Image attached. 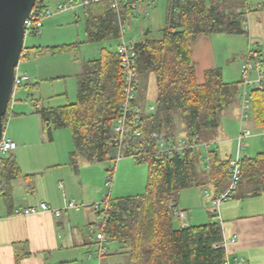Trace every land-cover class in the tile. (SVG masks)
<instances>
[{
	"label": "trees",
	"instance_id": "trees-1",
	"mask_svg": "<svg viewBox=\"0 0 264 264\" xmlns=\"http://www.w3.org/2000/svg\"><path fill=\"white\" fill-rule=\"evenodd\" d=\"M76 1L85 6L89 43L122 39L136 3L135 0H119L118 7L114 8L113 0ZM45 2L38 0L36 8L44 9ZM261 9L264 10V4ZM245 23L246 12L239 10L236 3L168 0L167 21L160 31L161 37L136 43L138 103L145 105L149 82L154 77L155 111L141 116L137 129L142 135L128 138L125 157L142 151L145 155L136 163L148 165V179L145 193L112 201L106 227L107 236L123 249L132 264H222L226 257L222 222L213 220L175 227L174 218L183 190L210 188L215 197L225 192L232 155L213 146L209 161L203 163L202 154L191 148L161 158H156L154 153L160 142L181 137L189 144L194 141L215 143L222 115L238 103L240 82H224L222 69L213 68L205 71L200 83L192 45L201 34L207 37L242 35ZM71 46L77 47V44ZM71 46L48 47L47 50L56 52ZM77 81L75 103L37 109L50 139L53 129H70L73 142L70 164L75 170H78L80 157L96 163L116 161L117 144L112 128L124 98L117 50L103 49L98 59L84 61ZM263 95L264 91L252 93L254 124L264 131ZM3 163L0 175L6 184L3 196L10 202V183L22 175L14 156L4 159ZM261 195H264V151L243 157L242 180L232 198ZM209 215L216 217L213 212ZM22 251L25 254L17 256V264L29 255L24 248Z\"/></svg>",
	"mask_w": 264,
	"mask_h": 264
},
{
	"label": "rangeland",
	"instance_id": "rangeland-1",
	"mask_svg": "<svg viewBox=\"0 0 264 264\" xmlns=\"http://www.w3.org/2000/svg\"><path fill=\"white\" fill-rule=\"evenodd\" d=\"M61 1L64 0H46V9L52 10L53 15L42 20L43 26L37 34L28 33L26 35L25 47L28 55L26 57L22 55L18 66V74L27 76L29 82L15 88L8 115L4 119V134L17 143V149L11 153L0 154V157L4 159L15 155L23 174L33 170L44 171L43 174L37 176L44 188L49 181L56 178V190L53 187L51 190L53 195L62 194L70 187L66 176L68 172L74 173L69 154L73 150L72 135L68 128L53 129V140H51L40 115L37 113V109L58 108L75 103L78 94L76 75L81 72L82 63L98 59L103 49L116 52L121 42L120 39L89 43L85 32L83 9L79 7L76 8V12L73 11L74 8L54 13L57 3ZM229 1L238 4L239 10L246 12V23L243 27L245 33L242 35L214 34L209 38H212L215 54L223 67L224 82L235 83L241 81L243 65L240 60L241 53L248 50V46H250L249 48H255L258 44L264 45V10L261 9L264 0ZM167 3L168 0H156L155 7L140 5L138 11H134L124 27L126 40L132 39L135 43H138L145 38H160V31L165 27L167 21ZM75 13L78 14L79 19L75 17ZM74 44H77V47L71 46ZM64 46L71 47L56 52L47 50L48 47ZM38 47H40V50L37 52L36 48ZM240 90L239 87V92ZM146 97L145 106L149 109L154 106L156 99L154 77H151ZM237 113L234 116H237ZM229 116L228 113H225L221 117V127L216 145L220 152H227L234 158L237 153L236 137L240 122L236 120L237 118H230ZM253 118L254 103L249 120V128L253 136L246 141V148L242 151V157L255 156L257 153L264 151L262 136L264 131L255 126ZM66 162L67 164H65ZM78 164L80 169V177L78 178L82 179L87 195V200H85L87 203L81 204L82 202H78V204L81 205V208L83 206V208H94L96 214L91 218L93 223L90 225L85 221L81 222L84 232L92 238L93 246L90 251L94 254V257H90V253L83 246V251L76 255V262L79 264H101L102 260L112 255L117 244L111 242L108 246L109 255L102 258V260L98 258L96 232L104 221V214H99L98 209H101V211L104 209L102 203L106 198L114 201L118 198L145 193L148 165L146 163H136L134 157L131 156H123L116 163L115 161L88 162L80 157ZM111 168L115 169L113 185L108 188L106 186L107 177L109 176L107 170ZM59 188L63 190L61 191ZM206 190L211 191L212 189ZM197 191H199L197 188H191L180 193L178 211L184 210L189 214V206L192 205L194 198L192 192ZM81 193H84V191H81ZM205 203V200H203V204ZM201 210L205 215V222L208 223L213 220L220 222L219 217H212L203 209ZM179 225L178 218L175 216L174 226L179 227ZM73 255L71 258L74 257ZM127 258L130 260L128 255Z\"/></svg>",
	"mask_w": 264,
	"mask_h": 264
},
{
	"label": "crops",
	"instance_id": "crops-1",
	"mask_svg": "<svg viewBox=\"0 0 264 264\" xmlns=\"http://www.w3.org/2000/svg\"><path fill=\"white\" fill-rule=\"evenodd\" d=\"M219 1L221 0H212L215 3ZM222 1L230 2L229 0ZM143 4L148 7H155L156 0L152 2L147 0L139 1L137 10ZM79 7L84 11L85 26L86 11L84 3L79 1L73 11L76 12ZM75 17L79 19L77 13H75ZM257 46L264 45L258 44ZM39 48H36L37 52ZM25 49L24 57L28 55L27 48L25 47ZM192 49L196 62L197 79L200 83L204 79L205 71L213 68H223L215 54L212 38L203 34L199 35L193 43ZM246 52L247 50L240 55L242 62H244ZM236 112H238L237 116H234ZM226 113L230 115V118H237L236 120L240 122L238 103L231 105ZM247 126L249 127V123ZM51 140H53V133ZM216 142H218V138L215 140ZM13 156L15 157V155ZM18 165L20 167L19 163ZM43 172L33 170L23 174L21 171L22 176L10 183L12 201L7 202V198L4 196L0 198V264H17V256L25 254L22 251L23 248L29 252V255L21 260V264H79L76 262V255L83 251V246H85L86 251L88 250V253H92L90 251L93 246L92 238L84 232L81 222L85 221L89 225L93 223L91 218L96 214L94 208H83V206V209L67 211L60 217H56L52 212L41 211L28 216L14 215V211L19 208L34 207L39 210V204L42 202L53 209L63 208L65 201L87 203L85 201L87 200V195L82 179L78 178L80 177L79 168L78 170L74 169V173L78 176L73 172H68L66 177L70 187L66 189V192L55 195L51 193V190L52 187L56 190L57 179L49 181L47 186L44 185L46 186L44 188L37 178ZM32 175L33 177H28ZM198 190L197 192H192L194 198L192 205L189 206V214L184 210L178 211L179 202L177 203V212L180 213L178 217L180 225L181 221H187L192 225L207 223L201 209L209 215V212L213 211L211 204L215 195L213 190ZM81 191H84V193H81ZM35 193L37 194L35 195ZM206 193H209V196H206ZM203 200H205V204H203ZM220 218L224 235L228 240L225 248L226 252L233 258H244L247 264H264V195L243 199L232 198L220 206ZM234 237H236V240L232 243L231 239H234ZM123 252V249L116 246L112 255L102 260L101 264H132ZM72 255L74 256L73 258H71Z\"/></svg>",
	"mask_w": 264,
	"mask_h": 264
},
{
	"label": "built area",
	"instance_id": "built-area-1",
	"mask_svg": "<svg viewBox=\"0 0 264 264\" xmlns=\"http://www.w3.org/2000/svg\"><path fill=\"white\" fill-rule=\"evenodd\" d=\"M46 0H44L45 2ZM114 1V8L118 7L119 0ZM133 4V12H137L138 1ZM154 1V0H147ZM78 2L76 0H64L57 3L54 13L64 12L72 10L77 6ZM87 4V3H86ZM52 10L46 9H37L36 6L32 10L29 18L25 21V32L26 35L31 33L33 35L37 34L38 31L42 28V20L44 18L50 17ZM124 30L122 33V39L120 45L117 48V54L120 59V69L123 78V102L121 104L120 112L113 124V132L115 134V140L117 144V156L115 163L123 156H125V148L128 147L129 142L128 138L130 136L140 137L142 134L137 129L140 125L141 116L148 115L155 111V107L151 106L149 109L144 105L141 106L138 103V94H139V83L137 82V61H138V52L136 43L130 39L126 40L124 37ZM29 82L27 76H22L16 74L15 86L19 87L23 83ZM240 92L237 95L238 107H239V116H240V129L236 137L237 142V153L230 162V179L228 187L220 194L218 197H215L212 200L213 213L216 217H219L220 222V206L222 203L228 202L234 192L237 190L241 180H242V151L246 148V141L251 138L252 132L247 126L250 120V114L253 111V99L252 93L254 91H264V46H257L255 48H249L246 52L245 59L242 65L241 70V81H240ZM251 89V90H250ZM264 140V133H262ZM214 146L215 149L219 150L216 143L208 142H197L188 143L185 138L181 137L176 141H163L160 142L156 148L155 156L156 158H161L164 155H172L173 153H182L186 148H191L193 150H198L203 156V163L209 161V154L211 148ZM17 149V143L7 136H3L0 142V154L4 155L11 153ZM145 154L142 151H135L132 153L131 157H134L135 160L141 159ZM4 158L0 157V175L3 171ZM115 169L112 168L109 176L107 177L106 186L111 188L113 185ZM0 198L3 196V189L6 184L4 182L0 183ZM206 196H209V193H206ZM106 198L102 205L104 209L99 210V214H104V221L100 226L99 230L96 232V244H97V256L100 260L109 255V244L113 242V239L106 234L107 222L109 220L110 208L112 206V201L107 200ZM100 206V205H99ZM81 205L74 201H65L63 208L53 209L48 204L42 202L39 204V210L34 207H25L19 208L14 211L16 216H28L30 214H35L38 211L41 212H52L56 217H60L63 213L70 210H79ZM100 208V207H98ZM180 213L177 212L176 216L179 217ZM182 227H187V221H181ZM236 240L231 239L233 243ZM228 240L225 237L224 247H227ZM90 257H94L93 253L89 254ZM222 264H247L246 260L241 257H231L229 253L226 254V257Z\"/></svg>",
	"mask_w": 264,
	"mask_h": 264
},
{
	"label": "water",
	"instance_id": "water-1",
	"mask_svg": "<svg viewBox=\"0 0 264 264\" xmlns=\"http://www.w3.org/2000/svg\"><path fill=\"white\" fill-rule=\"evenodd\" d=\"M38 0H0V142L4 119L15 92V79L25 49V21Z\"/></svg>",
	"mask_w": 264,
	"mask_h": 264
}]
</instances>
